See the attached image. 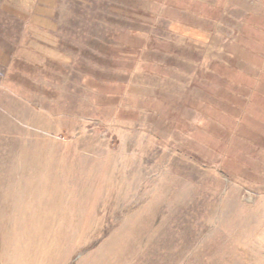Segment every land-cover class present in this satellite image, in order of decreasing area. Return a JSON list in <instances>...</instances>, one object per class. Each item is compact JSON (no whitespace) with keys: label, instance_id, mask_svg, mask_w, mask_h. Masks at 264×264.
I'll return each mask as SVG.
<instances>
[{"label":"rangeland","instance_id":"obj_1","mask_svg":"<svg viewBox=\"0 0 264 264\" xmlns=\"http://www.w3.org/2000/svg\"><path fill=\"white\" fill-rule=\"evenodd\" d=\"M0 264H264V0H0Z\"/></svg>","mask_w":264,"mask_h":264}]
</instances>
